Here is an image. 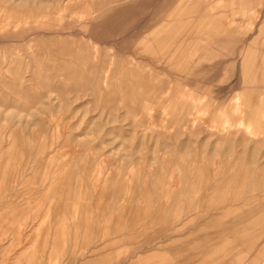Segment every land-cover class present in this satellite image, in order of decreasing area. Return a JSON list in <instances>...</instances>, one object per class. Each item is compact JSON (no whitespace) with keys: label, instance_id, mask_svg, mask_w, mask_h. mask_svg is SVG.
<instances>
[{"label":"rangeland","instance_id":"1","mask_svg":"<svg viewBox=\"0 0 264 264\" xmlns=\"http://www.w3.org/2000/svg\"><path fill=\"white\" fill-rule=\"evenodd\" d=\"M0 264H264V0H0Z\"/></svg>","mask_w":264,"mask_h":264}]
</instances>
